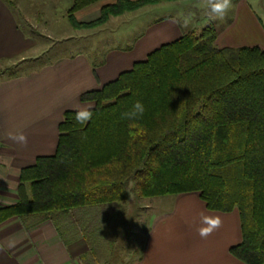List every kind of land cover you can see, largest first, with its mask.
I'll use <instances>...</instances> for the list:
<instances>
[{
    "label": "trees",
    "instance_id": "trees-1",
    "mask_svg": "<svg viewBox=\"0 0 264 264\" xmlns=\"http://www.w3.org/2000/svg\"><path fill=\"white\" fill-rule=\"evenodd\" d=\"M99 1L73 0L72 27L173 0H120L95 21H77ZM219 35L214 24L188 31L83 93L94 102L91 119L81 125L65 112L56 152L21 170L19 200L0 208V223L126 201L132 189L146 198L198 192L210 210H238L242 241L231 252L264 264V49L220 47ZM137 100L143 115L125 118Z\"/></svg>",
    "mask_w": 264,
    "mask_h": 264
},
{
    "label": "crops",
    "instance_id": "crops-1",
    "mask_svg": "<svg viewBox=\"0 0 264 264\" xmlns=\"http://www.w3.org/2000/svg\"><path fill=\"white\" fill-rule=\"evenodd\" d=\"M13 1L0 0V208L18 202L21 170L56 152L65 112L94 105L83 101L82 94L101 89L152 51L214 22L220 47L264 48V0H233L222 19L197 7L198 0L163 1L111 15L93 28L72 27L66 12L73 0H38L36 11L29 10L26 0ZM119 1H99L75 17L81 23L95 21L105 6ZM256 4L262 14L256 13ZM36 35L84 44L41 61L46 51L39 49ZM99 50L101 56L92 55ZM10 131H23L27 145L9 139ZM166 196L173 197L168 212L153 221L147 235L134 238L137 250L122 264H246L231 252L242 241L238 210H210L198 192ZM202 213L223 220L207 239L197 231ZM84 257L72 251L52 218L13 216L0 223V264H84Z\"/></svg>",
    "mask_w": 264,
    "mask_h": 264
},
{
    "label": "rangeland",
    "instance_id": "rangeland-1",
    "mask_svg": "<svg viewBox=\"0 0 264 264\" xmlns=\"http://www.w3.org/2000/svg\"><path fill=\"white\" fill-rule=\"evenodd\" d=\"M34 1L26 0L27 7L31 11L41 7L38 0L35 3ZM259 4L253 7L256 13L262 14ZM65 5L66 1L58 8L63 9ZM36 37L41 42L39 49L45 48L44 51H46L41 61L53 60L83 48L81 44L83 40L79 41V39L59 42L55 40L56 36H51V39L43 35H36ZM91 53L96 57L101 56V51ZM134 187L133 183L132 188ZM171 198L173 197H141L132 189L126 201L82 207L69 213H59L53 216V220L72 251L84 253V264L85 259H88L86 264H122L123 259L128 258L131 251L137 250L132 243L134 238L147 235L153 221L160 214L168 212L166 209L172 201ZM186 218L189 217L186 216Z\"/></svg>",
    "mask_w": 264,
    "mask_h": 264
},
{
    "label": "clouds",
    "instance_id": "clouds-1",
    "mask_svg": "<svg viewBox=\"0 0 264 264\" xmlns=\"http://www.w3.org/2000/svg\"><path fill=\"white\" fill-rule=\"evenodd\" d=\"M233 6V0H198L197 7L207 9L209 13L214 14L212 18L222 19ZM144 113V105L137 100L132 109L124 113V117L128 119L139 118ZM92 117V106H79L75 108V120L81 125L86 124ZM135 127V126H133ZM143 130L132 131L129 133L135 139L138 135H142ZM8 138L20 145H27L28 137L23 131L8 133ZM223 224L220 215L201 214V225L197 229L202 239H207L212 233L218 230Z\"/></svg>",
    "mask_w": 264,
    "mask_h": 264
}]
</instances>
